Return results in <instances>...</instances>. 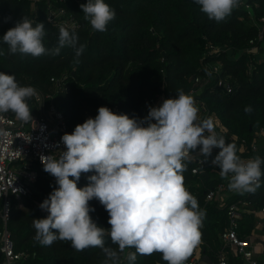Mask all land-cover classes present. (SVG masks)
<instances>
[{
    "label": "trees",
    "instance_id": "1",
    "mask_svg": "<svg viewBox=\"0 0 264 264\" xmlns=\"http://www.w3.org/2000/svg\"><path fill=\"white\" fill-rule=\"evenodd\" d=\"M105 2L116 12L106 31H93L86 20H82L81 29L74 31L79 44L86 45L79 63L74 62V52L70 47L62 48L59 55L33 58L30 55H10L7 45L0 42V51L5 53L0 55V72L15 75L22 86L31 85L43 94H51L55 108L74 129L85 121L86 114L94 115L101 106L116 107L130 118L143 119L149 110L145 105L146 99L161 90L164 80L168 92L176 93L182 89L186 93L193 87L191 79L206 61L203 60L206 46L212 44L225 51L214 60L221 62L231 75L233 92L204 91L202 99L208 106L209 115H215L226 130L224 134L219 133L226 143L233 144L231 137L253 141L255 133L264 128V37L258 39L259 19L264 17V0H241L240 7L219 23L208 19L194 0ZM44 6L45 1L41 0L34 16L29 0H0V37L22 16L33 17V22H44ZM72 8L81 13L76 6ZM44 24L45 47L55 48L59 31ZM64 75L67 78L63 88L51 81L52 78L60 80ZM28 104L32 113L35 112L34 102L30 99ZM49 104L50 101L46 100V106ZM246 106L252 107L250 114L244 112ZM210 122L219 132L213 121ZM258 153L264 158V147ZM239 156L249 155L240 153ZM214 157L212 155L205 162L199 176L192 175V165L185 163L183 176L186 189L197 198L199 208L205 212L200 228L201 255L216 264L217 253L222 246L220 232L227 224V216L226 208L221 207L218 200H205L207 191L223 180L218 169L212 168L211 159ZM261 168L264 171V164ZM38 173L30 193L20 199H12L7 223L15 251L27 256L22 264H104L105 255L100 248L76 251L67 241L57 240L51 246H42L34 239L33 219L44 218L48 214L39 205L58 187L43 168H39ZM93 174H82L77 186H86L88 176ZM231 200L245 201L253 210L264 208V176L254 193L236 194ZM89 203L95 209L90 213L93 220L110 228L108 213L99 201L93 199ZM255 223L253 214L245 215L239 235L250 236L255 231ZM2 228L0 218V230ZM106 246L117 249V245L107 238ZM194 251L193 248L185 263L194 256ZM124 256L122 253V262L128 264ZM2 262L0 253V264ZM135 264L167 262L160 253H153L150 256L138 255ZM228 264L245 263L241 256L229 254Z\"/></svg>",
    "mask_w": 264,
    "mask_h": 264
},
{
    "label": "clouds",
    "instance_id": "2",
    "mask_svg": "<svg viewBox=\"0 0 264 264\" xmlns=\"http://www.w3.org/2000/svg\"><path fill=\"white\" fill-rule=\"evenodd\" d=\"M208 19L226 20L241 0H194ZM80 8L93 31L104 32L116 17L105 0H87ZM44 22L20 17L0 42L10 55H59L70 47L79 63L86 45L79 44L74 31L61 27L55 48L45 47ZM0 51V55H4ZM36 89L22 86L15 75L0 72V113L12 112L22 122L33 120L28 101ZM251 106L244 112L250 114ZM199 109L193 97L178 89L174 98L149 107L143 119L117 114L101 106L94 118L77 124L62 135L65 150L41 154L43 170L55 178L58 187L39 205L48 214L33 219L34 239L42 246L67 241L76 251L100 248L104 264H135L137 256L160 253L167 264H185L201 241L200 228L205 212L197 198L185 187L183 172L187 153L198 150L208 162L213 149L218 154L211 165L228 179L230 190L254 193L261 186L264 160L256 156L242 160L237 148L218 136L210 121L198 120ZM207 133V134H206ZM89 183L78 187L82 174ZM71 177V178H70ZM98 200L108 213L110 228L98 225L90 215ZM106 238L117 249L106 246ZM135 249V251H126Z\"/></svg>",
    "mask_w": 264,
    "mask_h": 264
},
{
    "label": "built area",
    "instance_id": "3",
    "mask_svg": "<svg viewBox=\"0 0 264 264\" xmlns=\"http://www.w3.org/2000/svg\"><path fill=\"white\" fill-rule=\"evenodd\" d=\"M31 11L36 16L38 4L41 0H29ZM44 22L55 30L61 27L69 31L79 30L83 26L82 20H85L84 14L80 8L81 4L87 3V0H44ZM72 6H76L81 10L77 13ZM31 20L35 19L31 17ZM261 26L258 39L264 37V17L259 19ZM251 43L253 41H250ZM225 53L219 46L208 44L203 60H206L200 66L198 73L191 79L193 87L186 94L193 97L197 108L199 109V121H213L219 132L225 133L226 130L219 124L215 115H209L208 106L202 99L204 91L212 92L216 90L221 94H229L233 92L231 85V75L225 70L222 63L214 60L221 54ZM213 60V61H212ZM252 71V70H251ZM251 73V72H250ZM249 73V74H250ZM67 76H63L60 80L52 78L59 88H63ZM166 81L161 85V90L152 97L146 99L145 105L159 106L164 99L174 98L176 93H170L166 90ZM36 89V88H35ZM37 96L31 100L39 109V115H32L33 120L22 122L16 118L11 112L0 113V200L2 201V210L0 218L3 228L0 230V253L3 255L2 264H22L26 259V255L16 252L11 240L7 223L10 218V210L12 207V199H20L30 193L32 184L38 177V169L43 168L40 155H48L50 153L65 150L61 137L65 133H71L74 129L67 124L64 115L55 108L52 103L53 96L51 94H43L36 89ZM46 100L50 104L46 107ZM117 114L121 113L116 107L111 109ZM94 115L86 114L87 118H94ZM214 129V127H213ZM207 134V133H206ZM237 148L238 153H248L249 156L242 157V160L254 158L259 155V150L264 147V128L259 129L255 133L253 141L247 139H238L231 137L230 139ZM219 149H213L212 155L218 154ZM205 158L198 150L187 153L184 163L192 165L191 174L199 176L201 168L205 164ZM213 168H219L212 166ZM51 181L55 178L49 174ZM71 178V177H70ZM228 179H223L206 193V202L213 200L225 199V192L228 190ZM249 204L242 200L230 201L225 204L227 224L220 232V240L222 243L221 250L217 255V264H228L226 250H233L237 255L241 256L245 264H264V237L260 240L259 259L255 256L254 243L252 237H241L239 231L245 215L264 214V208L253 210L248 207ZM21 207V206H20ZM261 227L264 223L258 221ZM201 242V241H200ZM197 248V245L195 246ZM197 251V249H196ZM198 258L194 255L185 264H198Z\"/></svg>",
    "mask_w": 264,
    "mask_h": 264
},
{
    "label": "crops",
    "instance_id": "4",
    "mask_svg": "<svg viewBox=\"0 0 264 264\" xmlns=\"http://www.w3.org/2000/svg\"><path fill=\"white\" fill-rule=\"evenodd\" d=\"M59 31V30H58ZM35 105V104H34ZM33 105V106H34ZM45 106H46V102H45ZM34 107H36V111L35 112H33L32 113V115H39L40 113H39V109H38V107L35 105ZM47 107V106H46ZM239 155H240V153H239ZM213 168V167H212ZM214 170L216 169V168H213ZM219 172V171H218ZM236 194H239V193H237V192H235V191H232V190H230L229 189V187H228V190L225 192V199H218V201L220 202V206L221 207H225V204H226V201L227 200H230V201H232L231 200V198H233ZM255 218H256V223H255V231L250 235V236H248V237H252L251 239H252V241H253V243H254V251H255V256L258 258L259 257V253H260V240L262 239V237H264V226H259L258 224H257V222L258 221H261L262 223H264V214H257L256 216H255ZM242 223H243V221H242ZM241 226H242V224H241ZM202 243L200 242L198 245H197V248L196 247H194V255H196L197 256V258H198V264H214V263H212L210 260H209V258L207 257V256H202L201 255V248H202ZM196 249H197V251H196ZM220 250H221V248H220ZM219 250V251H220ZM219 253V252H218ZM218 253H217V255H218ZM229 254H234V255H237L233 250H230V249H227L226 250V255H227V259H228V257H229ZM258 260H260L259 258H258ZM260 262V264H262L261 263V260L259 261ZM217 264V263H216Z\"/></svg>",
    "mask_w": 264,
    "mask_h": 264
}]
</instances>
